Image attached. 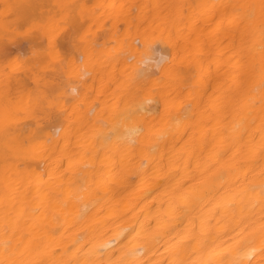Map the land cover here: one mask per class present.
<instances>
[{
    "label": "bare ground",
    "instance_id": "bare-ground-1",
    "mask_svg": "<svg viewBox=\"0 0 264 264\" xmlns=\"http://www.w3.org/2000/svg\"><path fill=\"white\" fill-rule=\"evenodd\" d=\"M0 264H264V0H0Z\"/></svg>",
    "mask_w": 264,
    "mask_h": 264
}]
</instances>
